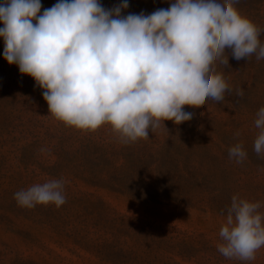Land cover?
<instances>
[{
    "label": "clouds",
    "instance_id": "obj_1",
    "mask_svg": "<svg viewBox=\"0 0 264 264\" xmlns=\"http://www.w3.org/2000/svg\"><path fill=\"white\" fill-rule=\"evenodd\" d=\"M239 0H173L150 14L122 15L129 0L106 8L100 0H57L41 12V0H3L0 38L3 58L42 90L48 113L67 127L95 132L108 125L121 143L148 139L165 121L180 125L209 98L231 93L214 63L228 67L256 56L264 59L260 29L240 14ZM237 90V99L243 97ZM253 150L264 153V107ZM165 128V127H164ZM238 135V133H237ZM41 151H47L41 149ZM237 164L247 159L242 143L228 149ZM65 181L50 179L17 191L20 207L66 202ZM260 202L231 198L219 231V253L252 261L264 247Z\"/></svg>",
    "mask_w": 264,
    "mask_h": 264
},
{
    "label": "rangeland",
    "instance_id": "obj_2",
    "mask_svg": "<svg viewBox=\"0 0 264 264\" xmlns=\"http://www.w3.org/2000/svg\"><path fill=\"white\" fill-rule=\"evenodd\" d=\"M56 2L41 0V12ZM100 2L110 8L121 0ZM171 2L129 0L122 15L142 11L147 15L168 8ZM235 7L260 29L259 40L264 44V0H239ZM3 51L0 38V264H113L43 223L38 205L31 209L20 207L14 194L58 179L40 172L49 158L47 152L54 151L55 146L64 145L66 151H74L79 138L101 137L108 141L118 139L117 134L108 125L87 132L55 120L48 113L42 90L16 65H8ZM226 55L228 67L219 60L213 65L232 90L225 93L223 101L209 98L199 108L185 107L184 111L193 113L191 120L180 125L165 121V128L150 129L148 139L137 140L138 146L144 143L143 146L180 154L178 157L188 165L192 177L185 185L193 196L191 205L169 199L140 202L107 188L87 185L70 173L62 174L68 186L66 193H91L92 199L104 200L112 212L133 222L139 236L133 264H264V247L252 261L225 258L217 249L222 243L219 231L233 196L260 202L259 211L264 214V153L257 156L253 150L259 131L255 127L256 113L264 107V59L258 61L252 55L247 61H236L227 49ZM240 89L244 94L237 99ZM237 143H242L247 153V159L240 164L228 155V149ZM55 159L51 157L49 164Z\"/></svg>",
    "mask_w": 264,
    "mask_h": 264
},
{
    "label": "trees",
    "instance_id": "obj_3",
    "mask_svg": "<svg viewBox=\"0 0 264 264\" xmlns=\"http://www.w3.org/2000/svg\"><path fill=\"white\" fill-rule=\"evenodd\" d=\"M76 142L79 146L74 151L60 145L47 152L49 158L40 172L58 179L70 173L87 185L107 188L140 202L169 199L191 205L193 196L185 185L192 177L188 165L178 157L180 154L143 146L144 143L138 146L139 141L121 143L117 138L106 141L84 137ZM53 156L56 159L50 165ZM149 177L153 181L146 180ZM67 190L64 185V194ZM65 196L66 202L59 208L38 205L40 220L106 261L128 264L132 255L133 264L137 255L135 240L139 238L133 222L112 212L104 200L92 199L91 193L78 196L67 192Z\"/></svg>",
    "mask_w": 264,
    "mask_h": 264
}]
</instances>
